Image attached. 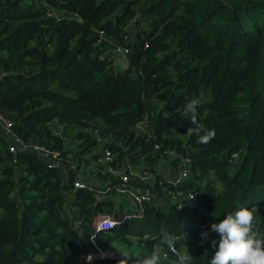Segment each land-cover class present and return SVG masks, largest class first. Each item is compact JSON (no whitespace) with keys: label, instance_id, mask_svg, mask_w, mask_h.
<instances>
[{"label":"trees","instance_id":"16d2710c","mask_svg":"<svg viewBox=\"0 0 264 264\" xmlns=\"http://www.w3.org/2000/svg\"><path fill=\"white\" fill-rule=\"evenodd\" d=\"M53 1L0 0V113L20 138L73 167L7 153L0 136V264H120L125 255L134 260L165 247V235L179 251L186 245L194 264H208L211 241L219 239L211 223L241 205H264V0ZM97 29L106 40L97 42ZM112 44L128 49L121 71ZM193 98L198 120L216 133L208 144L187 135L194 125L184 106ZM94 120L102 124L100 141L89 132ZM139 120L151 131L147 139L132 129ZM101 148L112 168L152 172L167 159L164 151L188 152L191 216L170 203L145 205L139 215L121 195L73 188ZM104 164L97 185L117 184ZM151 191L160 194L162 185L154 182ZM102 214L120 222L95 230ZM255 223L264 235V207ZM97 251L103 256L87 260ZM161 264L175 263L168 257Z\"/></svg>","mask_w":264,"mask_h":264},{"label":"built area","instance_id":"2783aa9c","mask_svg":"<svg viewBox=\"0 0 264 264\" xmlns=\"http://www.w3.org/2000/svg\"><path fill=\"white\" fill-rule=\"evenodd\" d=\"M48 16L57 17L59 14H55L51 11L47 12ZM96 40L99 42L100 40H106V35L102 29L95 30ZM145 46V44H144ZM128 49L119 44H112L110 48V54L113 59L117 57L125 58L127 55ZM12 119L7 113H0V126L3 131V139L6 146L7 153L15 154L19 151H27L36 154L37 156L43 159H49L48 166L51 168H59L63 166V164L67 163L68 167H73L68 161L60 158L58 153L54 150H50L44 145H41L35 141L31 140H23L20 138L12 129ZM101 122L98 120H94L90 123L89 132L92 136L100 141V130H101ZM132 129L138 135L144 136L146 139L150 137L151 131L147 127L146 123L143 121H136ZM160 146L157 143H153L152 150L157 152ZM101 155L103 167V171L107 173L110 177L117 180L118 183L112 186L104 185L98 186L95 183L91 182L88 177L95 178V172L91 173L89 176L88 167L80 172V175H83L82 178L80 175L78 178L73 179L72 187L75 189H85L88 191H93L97 195V197H102L108 192H113L115 197L116 195H121L132 205L137 206V210L139 215L143 213V208L145 205H153L157 207L166 206L168 203L172 204L175 210L184 217H189L193 211V199L194 195L190 189L187 188L186 182L190 177L192 172V159L188 152L183 154H175L171 150H166L163 153L166 154V157L169 160H173L175 164L172 165V172L169 173V167L166 169L167 176L163 179L162 175L159 174L158 171H149L146 166L140 165L138 167H133L126 165L125 167H117L112 168L107 164V161L111 159V155L106 149L98 150ZM229 163L235 164L237 160V153H232L229 157ZM90 165V163L88 164ZM100 167H98L99 170ZM157 172V173H156ZM157 182V184L162 185V191L160 194L154 193L151 191V186ZM129 215L125 214L122 219L128 217ZM118 219H115L111 214H102L96 217L93 221V227L95 230H108L112 228L115 224L119 223ZM203 228V225L200 226ZM103 254L100 251L93 253L87 257V260H91V258H100ZM170 257L173 261L176 262L177 256L172 252L166 249V258Z\"/></svg>","mask_w":264,"mask_h":264},{"label":"clouds","instance_id":"9594fccd","mask_svg":"<svg viewBox=\"0 0 264 264\" xmlns=\"http://www.w3.org/2000/svg\"><path fill=\"white\" fill-rule=\"evenodd\" d=\"M200 100L190 99L184 106V114L190 115V120L194 127L187 130L188 136H195L199 144H208L215 138L214 129H206L198 120V107ZM257 208L253 206L249 209L241 205L238 210L228 212L218 223L213 222L210 225V231L216 233L218 241L213 239L211 247L215 250L208 264H264V235L256 230ZM209 231L201 233V242L208 239ZM144 240H149L150 236L145 234ZM165 247H153L148 255L132 257L125 255L127 259L121 260L120 264H161L162 259L166 257V249L172 251L177 260L175 264H194V258L184 245L183 251L175 247L176 238L172 235L163 237Z\"/></svg>","mask_w":264,"mask_h":264},{"label":"rangeland","instance_id":"374dc122","mask_svg":"<svg viewBox=\"0 0 264 264\" xmlns=\"http://www.w3.org/2000/svg\"><path fill=\"white\" fill-rule=\"evenodd\" d=\"M113 65H114V70H123L125 69V67L127 66V63L125 61V58L123 57H117L115 59H113ZM169 159H160L157 163V165L155 166V170L160 172L161 169H167L169 167V173L171 174L172 172V165H169ZM88 175L91 176V173L92 172H95L98 168V166H96V164L94 162L90 163V165H88ZM157 173V172H156ZM164 176H167V173H164ZM163 177V176H162ZM165 177H163L164 179ZM94 179V178H93ZM89 183H96L95 180L92 181V182H89ZM97 185V184H96ZM258 209H263L264 205H258V206H255ZM137 241V240H136ZM37 261V258H34L33 259V262H36Z\"/></svg>","mask_w":264,"mask_h":264},{"label":"crops","instance_id":"0c3cea01","mask_svg":"<svg viewBox=\"0 0 264 264\" xmlns=\"http://www.w3.org/2000/svg\"><path fill=\"white\" fill-rule=\"evenodd\" d=\"M0 136H1V138H2V140L4 141V139H3V137H4V135H3V131H2V127L0 126ZM94 163L96 164V166H98V167H101L102 165H101V163H102V160L100 159V160H97V161H94ZM155 169V168H154ZM97 170H98V168H97ZM96 170V171H97ZM164 173H167V171H166V169H161L160 170V172H159V174L160 175H162V176H164ZM82 178H87V177H83V175H80ZM87 179H90V181L92 182V181H94V180H96L95 178L93 179L92 177H88ZM96 182V181H95ZM95 184H97V183H95ZM174 263H175V261H174Z\"/></svg>","mask_w":264,"mask_h":264},{"label":"water","instance_id":"95a60500","mask_svg":"<svg viewBox=\"0 0 264 264\" xmlns=\"http://www.w3.org/2000/svg\"><path fill=\"white\" fill-rule=\"evenodd\" d=\"M49 1H51L52 3H55L53 0H49Z\"/></svg>","mask_w":264,"mask_h":264}]
</instances>
